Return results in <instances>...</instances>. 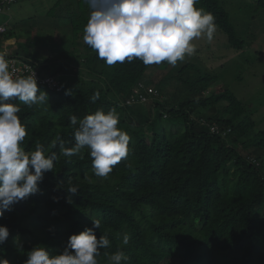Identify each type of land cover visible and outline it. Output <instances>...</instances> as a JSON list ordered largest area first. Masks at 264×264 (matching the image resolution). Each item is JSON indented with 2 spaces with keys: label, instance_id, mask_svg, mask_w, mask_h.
Instances as JSON below:
<instances>
[{
  "label": "trees",
  "instance_id": "obj_1",
  "mask_svg": "<svg viewBox=\"0 0 264 264\" xmlns=\"http://www.w3.org/2000/svg\"><path fill=\"white\" fill-rule=\"evenodd\" d=\"M224 3L228 0H199L196 7L211 12L227 46L241 52L245 42ZM254 5V11L264 15V0H256ZM90 12L86 0L55 1L45 17L57 13L65 19L73 39L71 51L54 61H30L42 78L58 79L61 91L38 84L48 94L47 103L27 106L8 101L20 104L18 115L28 128L23 147L33 150L35 144H41L57 158L53 171L44 174L37 194L12 205L0 218V225L10 231L8 240L0 245V255L10 264H24L27 252L38 244L58 253L70 235L99 219L97 238L107 235L111 243L100 250L98 264H108L117 250L128 257L122 264L171 260L175 264H212L216 253L230 264H264V156L260 152L264 132L251 135L255 123L231 92L220 90L198 99L219 80L216 74L197 73L189 79L197 89L193 99L170 105L163 96L165 80L154 83L153 72L146 74L157 64L133 59L107 65L79 42ZM9 39H13L9 31L0 33L1 49V41ZM12 55L21 57L18 52ZM138 83L152 87L159 96L145 106L126 104ZM96 92L100 96L93 103ZM211 108L216 111L210 117L200 113ZM98 109L106 113L115 109L120 117L118 127L131 137L127 158L106 177L94 174L87 148L65 157L59 142L55 148L51 146L61 137L65 147H72L75 129L70 118L80 120ZM164 117L182 120L183 131L169 135L162 127ZM213 125L230 132L222 138L210 131ZM69 178L78 187L74 195L66 190ZM61 182L65 186L57 189ZM26 225H32L36 234ZM15 234L31 235L33 240L21 243V251L11 244ZM124 234L130 236L127 245L123 244Z\"/></svg>",
  "mask_w": 264,
  "mask_h": 264
},
{
  "label": "clouds",
  "instance_id": "obj_2",
  "mask_svg": "<svg viewBox=\"0 0 264 264\" xmlns=\"http://www.w3.org/2000/svg\"><path fill=\"white\" fill-rule=\"evenodd\" d=\"M86 2L91 12L83 29V41L109 66L133 59H139L145 65L167 62L175 66L178 61L195 53L194 39L206 37L211 41L217 28L215 16L196 7L199 0ZM11 43L10 47L16 45L14 41ZM10 64L11 61L0 52V218L12 205L37 194L39 183L43 181L45 173L53 171L57 158L55 152L48 153L41 144H35L33 150L23 147L28 128L18 115L21 112L20 104L8 101L33 106L47 103L48 94L38 88L35 73L18 76L10 70ZM99 96V92L93 94V103ZM119 123L120 117L115 109L107 113L98 109L80 120L72 116L70 124L75 129V144L65 147L62 138L56 137L51 146L55 148L59 142L60 151L65 157H72L87 148L94 174L106 177L118 162L127 158L130 150L131 137L118 127ZM66 185L69 194L78 192V187L72 186L70 178ZM64 186L61 182L57 189ZM71 202L69 197L67 203ZM100 227L101 221L93 219L91 227L70 235L58 253L50 251L45 245H35L27 252L24 264H98L100 250L111 243L107 235L97 238L96 230ZM9 236L7 226L0 225V245ZM129 239L130 236L124 234L123 244L127 245ZM14 244L23 250L19 237L14 238ZM127 259L122 250H117L109 256L108 264H122ZM0 264H10V261L0 256Z\"/></svg>",
  "mask_w": 264,
  "mask_h": 264
},
{
  "label": "rangeland",
  "instance_id": "obj_3",
  "mask_svg": "<svg viewBox=\"0 0 264 264\" xmlns=\"http://www.w3.org/2000/svg\"><path fill=\"white\" fill-rule=\"evenodd\" d=\"M55 1L51 4V0H42V2L23 0L2 9L0 25H4L18 41L15 46L8 48L9 54L18 52L19 56L28 60L45 58L53 60L60 59L61 55L71 51L73 39L70 29L65 25L67 23L65 19L60 18L57 13L45 17ZM255 1L228 0V4H223L239 37L245 42L241 52L229 48L225 35L216 28L211 41L206 37L192 41L196 46L192 56H186L175 66L161 62L163 64L160 67L157 64L152 71L150 66L146 72V74L153 72L151 80L154 83L165 80L166 90L163 96L170 105L193 99L197 89L192 87L189 79L195 78L197 73L216 74L219 80L198 99L209 97L220 90L234 94L255 123V129L251 131L252 136L264 132V15L254 11ZM65 2L74 3V0H65ZM79 42L81 45L85 44L83 38ZM182 70L184 72L180 74ZM220 106L218 105L217 108ZM215 111V108H211L200 110V113L210 117ZM161 122L163 129L169 135H178L183 131L182 120L174 121L170 117H164ZM260 152L264 156V149ZM26 228L33 235L36 234L32 225H26ZM16 237H19L20 243L33 240L31 235L15 234L10 238L11 244L16 245L14 244ZM162 264H175V262L171 260ZM212 264L230 263L227 258L216 253L213 254Z\"/></svg>",
  "mask_w": 264,
  "mask_h": 264
},
{
  "label": "built area",
  "instance_id": "obj_4",
  "mask_svg": "<svg viewBox=\"0 0 264 264\" xmlns=\"http://www.w3.org/2000/svg\"><path fill=\"white\" fill-rule=\"evenodd\" d=\"M23 0H0V12L2 11L3 6H10L11 4L20 2ZM6 32V28L3 26H0V33ZM11 41H6L3 43L2 49L0 52L4 53L6 56V59H9L11 61L10 64V70H12L16 75L18 76H28L33 73H35V77L37 79V83L39 85H43L47 88L49 91L53 92H60L61 91V85L58 79L54 77H45L42 78L39 75L38 70L35 68V64L22 57L13 56L8 53V47L12 45ZM34 64V65H33ZM131 98L126 100V104H141L143 106L148 105L149 101L153 98L158 97V92L154 90L152 87H147L144 83H138L137 88L133 89ZM210 131L213 134H220L222 138H225L226 135L230 132V129H227L225 131L219 129L216 125H213L210 127Z\"/></svg>",
  "mask_w": 264,
  "mask_h": 264
},
{
  "label": "crops",
  "instance_id": "obj_5",
  "mask_svg": "<svg viewBox=\"0 0 264 264\" xmlns=\"http://www.w3.org/2000/svg\"><path fill=\"white\" fill-rule=\"evenodd\" d=\"M41 2H42V0H40ZM4 26V25H3ZM9 31V30H8ZM11 33V32H10ZM11 41H14L15 42V44H17V42H16V39H11Z\"/></svg>",
  "mask_w": 264,
  "mask_h": 264
}]
</instances>
